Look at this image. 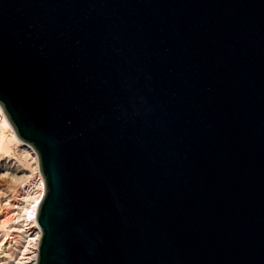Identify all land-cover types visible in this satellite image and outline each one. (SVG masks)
<instances>
[{
	"label": "water",
	"instance_id": "1",
	"mask_svg": "<svg viewBox=\"0 0 264 264\" xmlns=\"http://www.w3.org/2000/svg\"><path fill=\"white\" fill-rule=\"evenodd\" d=\"M0 106L37 264H264V0H0Z\"/></svg>",
	"mask_w": 264,
	"mask_h": 264
},
{
	"label": "rangeland",
	"instance_id": "2",
	"mask_svg": "<svg viewBox=\"0 0 264 264\" xmlns=\"http://www.w3.org/2000/svg\"><path fill=\"white\" fill-rule=\"evenodd\" d=\"M15 134L0 106V264H33L37 228L26 208L40 193L42 174L34 148Z\"/></svg>",
	"mask_w": 264,
	"mask_h": 264
},
{
	"label": "bare ground",
	"instance_id": "3",
	"mask_svg": "<svg viewBox=\"0 0 264 264\" xmlns=\"http://www.w3.org/2000/svg\"><path fill=\"white\" fill-rule=\"evenodd\" d=\"M7 119H8V117H7ZM8 121H9V119H8ZM9 123H10V126H11V122L10 121H9ZM15 135L17 136V134H15ZM37 156H38V154L36 152V157L35 158H37ZM39 180L42 181V182H39L40 184L44 183V185H45L44 178H43L42 175L40 176ZM43 193L44 192H42V190H40V193L37 196L34 197L32 202L30 203V205H28L27 208H26L27 214H29L30 217H33L30 220L31 225L36 226V228H37V230L33 232V234H34L33 239L36 241L35 242L36 252H35V255H34V259H33V264H37V260H38V245H39V242H40V239H41V230H40V227H39V225L37 223V216H38V209H39V206H40V203H41V199L43 197ZM27 214H26V216H27ZM23 262H25V261H23Z\"/></svg>",
	"mask_w": 264,
	"mask_h": 264
},
{
	"label": "built area",
	"instance_id": "4",
	"mask_svg": "<svg viewBox=\"0 0 264 264\" xmlns=\"http://www.w3.org/2000/svg\"><path fill=\"white\" fill-rule=\"evenodd\" d=\"M39 179H40V178H39ZM39 182H42V181L39 180ZM39 188H40V190H42V192H44V191H45V185H44V183L40 184V185H39ZM43 195H44V193H43ZM32 218H33V217H30L29 214H27V219H29V221H30Z\"/></svg>",
	"mask_w": 264,
	"mask_h": 264
}]
</instances>
